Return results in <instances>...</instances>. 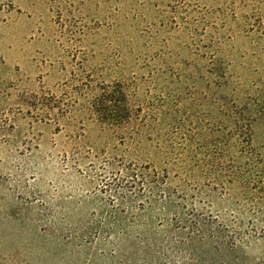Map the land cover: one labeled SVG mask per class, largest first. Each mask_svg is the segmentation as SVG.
<instances>
[{"label":"rangeland","instance_id":"obj_1","mask_svg":"<svg viewBox=\"0 0 264 264\" xmlns=\"http://www.w3.org/2000/svg\"><path fill=\"white\" fill-rule=\"evenodd\" d=\"M230 3L0 0V264L58 260L42 256L56 239L39 232L34 199L59 209L92 190L87 178L66 169L73 146L98 155L106 146L113 155L114 145L119 154L126 150L87 110L104 84L120 83L143 122L157 119L158 138L145 137L150 154L154 145L184 139L193 147L220 141L228 110L255 79L249 65L255 33L246 13ZM238 151L229 147L228 161L235 162ZM263 181L228 185L219 196L227 218L237 217L252 237L245 253L253 262L264 259ZM75 252L67 254L82 261ZM212 253L200 264H220Z\"/></svg>","mask_w":264,"mask_h":264},{"label":"trees","instance_id":"obj_2","mask_svg":"<svg viewBox=\"0 0 264 264\" xmlns=\"http://www.w3.org/2000/svg\"><path fill=\"white\" fill-rule=\"evenodd\" d=\"M230 5L233 11L246 13L255 33V62L249 64L255 79L241 88L234 109L228 110L220 141L193 147L184 139L182 144H163L166 148L154 145V152L163 151L150 154L145 137L158 138L157 119L143 122L140 109L131 108L120 83L104 84L87 110L101 131L114 133L121 140L119 145H126L124 153L129 150L136 155L119 154L115 145L116 155L110 146L101 155L91 148L83 152L79 146L72 147L71 155L64 157L66 169L78 172L93 187L73 205L59 209L34 199L39 232L56 239L53 251L43 252L44 260L58 259L53 264H74L77 259L78 264H171L167 260L175 255L180 262L174 264H200L213 251L214 257L222 259L220 264H264V259L249 261L245 248L252 237L237 224V217L227 218L219 200L228 185L249 186L258 177L264 178V0H231ZM229 147L239 149L235 162L226 158ZM179 150L182 154H174ZM239 160L241 165L235 166ZM73 249L83 256L82 261L67 254Z\"/></svg>","mask_w":264,"mask_h":264}]
</instances>
